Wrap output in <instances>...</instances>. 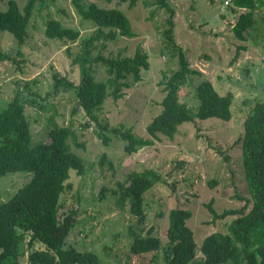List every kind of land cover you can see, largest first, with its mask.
Listing matches in <instances>:
<instances>
[{
	"label": "rangeland",
	"instance_id": "rangeland-1",
	"mask_svg": "<svg viewBox=\"0 0 264 264\" xmlns=\"http://www.w3.org/2000/svg\"><path fill=\"white\" fill-rule=\"evenodd\" d=\"M7 1L0 0V10L6 8ZM14 1L21 8L26 0ZM84 1L121 10L135 34L130 38L118 36L105 41L103 47L101 41H96L92 55L99 51L103 56H115L119 51L130 56L140 45L149 62L148 68L141 72V80L124 89L120 98L104 99L97 118L109 126L130 128L136 136L149 137L145 125L159 112L158 101L162 97L157 82L177 65L176 55L167 50L162 34L166 14L163 9L156 8L152 0H137L130 8L117 0ZM169 3L174 10V42L185 51L189 68L199 72L188 76L181 85L179 100L194 109L197 101L191 94L193 87L201 79H207L220 93H233L231 117L228 121L207 118L181 123L172 139L158 134L152 145L139 148L130 155L124 153V141L118 137H112L107 146L100 143L95 135L96 127L78 107L72 90L52 88L54 73L78 82V67L71 60L80 51L81 37L94 29L90 23L80 21L70 0H53L36 7L22 45H17L7 31H0V50L16 60L22 59L18 67L10 60L0 61V110L16 92L26 99L33 96L44 104V112L35 106L24 105L32 142L49 141L46 136L49 116L57 125H70L69 149L82 159L85 169L81 175L70 170L67 182L71 187L60 195L59 202L63 207L76 204V193L86 201L78 207L77 223L68 234L67 242L78 250H100L111 264H162L160 251L155 253L153 263L149 262L150 254L129 255L126 235L129 224L142 235L152 228V233L165 242L168 210L186 208L191 215L185 223L192 230L197 248L205 235L225 232L226 223L233 217L209 223L210 214L205 208L209 199H212L215 211L221 212L243 204L237 195L249 196L243 178L239 140L249 106L254 100L264 98V7L256 13L261 17L250 29L246 40L240 42L230 32L238 9L230 11L229 1L169 0ZM48 17L78 29V38L74 41L46 38L43 20ZM239 44L245 49L233 59ZM92 70L96 80L105 79L100 63H92ZM77 143H82V147L76 146ZM102 152L106 155L105 160L111 161V169L106 163L97 164ZM144 167L160 172L165 183L155 184L143 193L145 217L137 224L135 217L124 209L118 210L113 200L99 201L97 197L101 186L113 187L115 181H124L129 171ZM28 177L25 172L0 176V200ZM211 180L216 181L212 187L208 185ZM105 245L108 250H103ZM33 247L43 248L39 243H34ZM26 254L24 251L19 264H27ZM200 256L197 250L196 258Z\"/></svg>",
	"mask_w": 264,
	"mask_h": 264
},
{
	"label": "trees",
	"instance_id": "trees-1",
	"mask_svg": "<svg viewBox=\"0 0 264 264\" xmlns=\"http://www.w3.org/2000/svg\"><path fill=\"white\" fill-rule=\"evenodd\" d=\"M52 1L26 0L20 8L14 0H8L6 8L0 10V31H7L17 45H22L34 9ZM117 1L126 3L128 8L137 2ZM152 1L166 14L162 34L167 50L176 55L177 65L157 82L161 86L162 97L158 101L159 112L145 125L149 137L136 136L130 128L109 126L97 118L104 99L120 98L124 89L141 80V72L149 66L147 54L140 45L130 56L119 51L115 56H103L99 51L91 54L96 48V41H101L103 47L105 41L118 36L130 38L135 35L121 10L100 7L95 2L70 0L80 21L90 23L94 29L89 35L81 37L80 51L71 60L78 67V82H73L66 75L52 74V88L73 91L78 107L96 127L95 135L100 143L107 146L112 137H118L124 141L123 151L127 155L152 145L158 134L172 139L181 123L207 118L228 121L231 117L233 93H220L207 79H201L193 87L191 94L197 101L194 109L179 100L181 85L188 76L199 72L189 68L185 51L174 42V10L169 0ZM225 1H229L230 11L238 9L230 26L231 35L244 42L261 17L258 10L264 7V0ZM43 35L48 39L74 41L79 36V30L48 17L43 20ZM244 49L243 44L236 45L233 59ZM17 54L20 56V51ZM3 60H10L18 67L22 59L16 60L0 50V61ZM92 63L102 65L106 75L104 80L95 79ZM27 99L16 92L0 110V176L13 172H25L29 176L0 200V264H19L24 251H27V264H111L100 250H78L68 244V234L77 223L78 207L86 199L76 193V204L63 207L59 198L71 187V183L67 182L70 170L81 175L85 165L69 149L67 141L72 137L70 125H57L52 116L47 118L46 136L49 141L32 142L24 105L35 106L43 112L46 106L33 96ZM239 141L243 178L249 196L237 195L243 204L221 212L212 207L211 198L205 204L210 214L209 223L233 216L226 223L225 232L214 231L205 235L196 248L192 230L185 223L191 212L186 208L173 207L167 213L165 242L152 233V228L142 235L132 225L126 227L129 255L150 254L149 262L153 263L155 253L160 251L162 264H264V98L254 100L249 106ZM76 146L82 147V143ZM105 156L102 152L97 164L102 166L106 163L111 169L112 163L105 160ZM158 183L164 184L165 180L153 168L131 170L124 181H115L113 187L101 186L97 198L99 201L113 200L118 210L124 209L140 224L145 217L143 193ZM214 184L215 180L208 181L210 187ZM34 243L43 248L33 247ZM106 249L109 248L105 245L103 250ZM197 250L201 254L199 258H196Z\"/></svg>",
	"mask_w": 264,
	"mask_h": 264
}]
</instances>
